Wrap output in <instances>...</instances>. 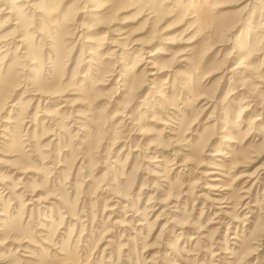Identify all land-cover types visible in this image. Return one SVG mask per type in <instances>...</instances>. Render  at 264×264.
Segmentation results:
<instances>
[{"label": "rangeland", "instance_id": "1", "mask_svg": "<svg viewBox=\"0 0 264 264\" xmlns=\"http://www.w3.org/2000/svg\"><path fill=\"white\" fill-rule=\"evenodd\" d=\"M1 131L0 264H264V0H0Z\"/></svg>", "mask_w": 264, "mask_h": 264}, {"label": "bare ground", "instance_id": "2", "mask_svg": "<svg viewBox=\"0 0 264 264\" xmlns=\"http://www.w3.org/2000/svg\"><path fill=\"white\" fill-rule=\"evenodd\" d=\"M8 13H9V17L10 16H12L13 15V12H12V9L10 10V11H8ZM20 22H19V20L16 22V23H14L15 25H18ZM112 32H114L113 31V29H111L110 28V33H112ZM110 45L111 46H115V47H117V48H119V50L120 49H122L123 51L125 50V49H123L124 48V46H126L127 45V42H126V39H125V37H122V36H119V37H117V38H112V41L110 42ZM117 50H113L112 52H116ZM151 55H149V58H148V60H146L145 59V61L143 62V64H146L145 66H144V68L147 70V72H148V74L150 75V76H153V78L155 79V77H159V76H161L162 74H164L166 71H167V69L165 68V67H162V66H159L158 64H157V62H155V60H152L151 58ZM144 58V57H143ZM143 60V59H142ZM147 74V75H148ZM161 74V75H160ZM108 76H112V74H110V75H108ZM117 81H123V78L121 79V80H117ZM120 84V83H119ZM124 85V83H122L121 84V86H123ZM121 88V87H120ZM37 95L38 96H40V101L42 100V101H52V100H63V98H62V96H63V94L62 93H53V94H43V95H41L40 93H37ZM48 103V102H47ZM62 108V107H61ZM45 116H49L48 114H46L45 112L43 113ZM48 118V117H47ZM128 118H130V117H128ZM127 118V119H128ZM259 118V117H258ZM3 131V130H2ZM0 132V135H2V133L4 132ZM5 133V132H4ZM259 173V172H258ZM255 175V174H254ZM253 175V176H254ZM254 178H257V176L255 177L254 176ZM215 180H217V179H215ZM255 182L254 183H252V185L251 186H253L254 184H256L258 181H257V179H253ZM8 188V187H7ZM210 188L211 189H220L221 188V186H219V184L218 183H216V184H211V186H210ZM253 188V187H252ZM225 188H223V189H221L222 191L224 190ZM35 201H38V200H36L35 199ZM34 202V201H33ZM221 203H224L223 201H220ZM224 207V206H223ZM166 209V208H165ZM164 212V211H163ZM222 213V212H221ZM170 222H172V221H170ZM174 223V222H173ZM179 226V228L180 229H184V227H187L186 225H177V226H174L175 228L176 227H178ZM194 238V237H193ZM192 239V238H191ZM234 244V243H233Z\"/></svg>", "mask_w": 264, "mask_h": 264}]
</instances>
